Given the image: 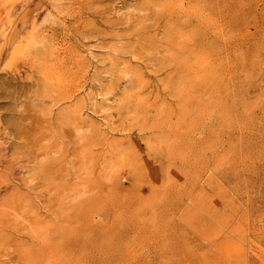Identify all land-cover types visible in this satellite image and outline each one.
I'll list each match as a JSON object with an SVG mask.
<instances>
[{
	"label": "rangeland",
	"instance_id": "rangeland-1",
	"mask_svg": "<svg viewBox=\"0 0 264 264\" xmlns=\"http://www.w3.org/2000/svg\"><path fill=\"white\" fill-rule=\"evenodd\" d=\"M29 2L0 264H264V0Z\"/></svg>",
	"mask_w": 264,
	"mask_h": 264
},
{
	"label": "bare ground",
	"instance_id": "bare-ground-1",
	"mask_svg": "<svg viewBox=\"0 0 264 264\" xmlns=\"http://www.w3.org/2000/svg\"><path fill=\"white\" fill-rule=\"evenodd\" d=\"M30 1H34V0H30ZM29 0H18V1H15L14 2V4H13V13H20L18 16H16L15 14V16H16V19H15V17H12L11 19H13L12 21H9V22H7L5 25H6V27H4L5 29H3V31H1V29H2V27H0V43H1V45L2 46H4V47H6L7 45H6V43H7V40L8 39H10V37L12 38L11 40H13L14 39V37H15V35L16 34H18V32L20 31V30H22V28H24V26H25V21H21L20 22V17L22 16V13L24 12V9L29 5ZM39 3V2H38ZM31 4V3H30ZM29 10V9H28ZM11 11V10H10ZM9 13V12H8ZM11 14V13H10ZM24 14V13H23ZM28 14V13H27ZM8 15V14H7ZM7 15H6V17H7ZM12 15V14H11ZM9 16V15H8ZM13 16V15H12ZM27 17V16H26ZM19 20H18V19ZM29 18V17H28ZM22 19V18H21ZM2 20V19H1ZM24 20H26L25 19V17H24ZM28 20V19H27ZM3 21H7L6 19L5 20H2V22ZM0 25H2V24H0ZM19 25V26H18ZM3 26V25H2ZM17 27H19V28H17ZM27 30V29H26ZM12 31H14V32H12ZM11 33H14V35H12ZM19 37H20V35H18ZM32 36V35H31ZM15 40V39H14ZM2 42H3V44H2ZM19 42V40H17V43ZM14 43V42H13ZM16 43V42H15ZM0 45V46H1ZM19 45V44H18ZM1 46V47H2ZM8 47H10V45L8 46ZM11 47H12V45H11ZM18 47V46H17ZM1 49V48H0ZM7 49H9V48H7ZM15 49V48H14ZM4 50L6 51V48L5 49H3V50H0V58H2L3 57V53H4ZM10 50V49H9ZM19 49H17V51H18ZM8 51V50H7ZM10 52V51H9ZM54 52V51H53ZM6 54L4 53V56H5ZM10 55H11V53H10ZM6 56H8V55H6ZM10 57V56H9ZM9 57H7V58H9ZM6 57H4V59H5ZM7 60V59H6ZM8 60H10V59H8ZM43 60V59H42ZM5 61V60H4ZM11 61V60H10ZM3 62V61H2ZM0 63H1V61H0ZM5 64V62H3V64H1V67H2V65H4ZM42 64V63H41ZM46 65V64H45ZM4 68V67H3ZM1 69V68H0ZM3 70V69H2ZM57 71V70H56ZM46 73V72H45ZM45 75V74H44ZM43 75V76H44ZM52 81V80H51ZM53 81H56V80H53ZM60 81V80H59ZM25 208V207H24Z\"/></svg>",
	"mask_w": 264,
	"mask_h": 264
}]
</instances>
